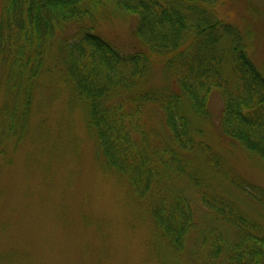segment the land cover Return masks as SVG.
<instances>
[{
  "label": "trees",
  "instance_id": "trees-1",
  "mask_svg": "<svg viewBox=\"0 0 264 264\" xmlns=\"http://www.w3.org/2000/svg\"><path fill=\"white\" fill-rule=\"evenodd\" d=\"M0 1L4 138L25 135L41 79H60L71 105L84 111L106 169L125 181L174 253L201 254L205 264H264V226L194 167L200 160L207 173L233 178L202 139L201 122L264 162V71L250 55L252 32L219 17L222 0ZM120 13L136 19L138 47L130 52L95 24L97 14ZM155 63L166 87L147 86ZM215 93L223 101L219 123ZM152 109L163 132L151 124ZM237 180L264 212V190Z\"/></svg>",
  "mask_w": 264,
  "mask_h": 264
},
{
  "label": "rangeland",
  "instance_id": "rangeland-1",
  "mask_svg": "<svg viewBox=\"0 0 264 264\" xmlns=\"http://www.w3.org/2000/svg\"><path fill=\"white\" fill-rule=\"evenodd\" d=\"M217 12L252 32L250 55L264 71V0H222ZM94 20L102 36L121 50L138 47L134 16L97 14ZM41 80L44 87L35 95L25 135L4 138L0 123V264H205L201 254L178 255L157 236L125 181L99 158L85 113L71 105L66 85L56 78ZM168 84L162 65L153 64L147 86ZM4 103L0 90V110ZM211 110L219 123V93L212 96ZM151 124L163 132L157 109L151 110ZM200 125L202 139L233 178L207 173L200 160L194 167L241 213L264 226L263 210L231 183L237 178L244 188L264 190V162L237 142L216 136L208 123Z\"/></svg>",
  "mask_w": 264,
  "mask_h": 264
}]
</instances>
